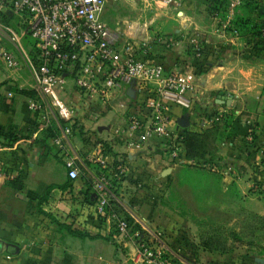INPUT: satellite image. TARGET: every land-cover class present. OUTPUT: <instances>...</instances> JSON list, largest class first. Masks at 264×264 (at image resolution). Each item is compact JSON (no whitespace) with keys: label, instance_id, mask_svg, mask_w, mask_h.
<instances>
[{"label":"built area","instance_id":"2783aa9c","mask_svg":"<svg viewBox=\"0 0 264 264\" xmlns=\"http://www.w3.org/2000/svg\"><path fill=\"white\" fill-rule=\"evenodd\" d=\"M109 1L117 0H0V63L7 70L26 69L30 89L35 91L26 101L30 123L36 130H46L52 144L64 151L63 141L80 128L79 115L100 102L102 111L116 110L120 115L121 122L112 129L117 143L136 153L151 144L173 165L194 163L181 155L182 136L175 128L178 119L171 105L187 111L198 106L206 115L209 101L199 75L178 65L166 70L157 60L156 50L181 47L180 40H148L146 36L123 39L111 30L102 20ZM159 2L177 9L198 2L213 22V35L234 43L240 37L236 17L241 8L259 0ZM259 38L264 41V29ZM200 50L195 47V55ZM128 88H132L133 96L127 94ZM223 116L220 110L213 120ZM52 118L60 134L55 133ZM64 153L67 175L76 179L79 172L74 157ZM86 158L96 168L91 182L92 203L77 222L86 227L84 222L90 216L97 225L104 218L110 219L115 238L132 243L140 264H183L162 230L136 225L113 210L117 185L130 175L126 159L111 157L107 143L102 142ZM0 176L6 180L15 177L1 169Z\"/></svg>","mask_w":264,"mask_h":264},{"label":"crops","instance_id":"0c3cea01","mask_svg":"<svg viewBox=\"0 0 264 264\" xmlns=\"http://www.w3.org/2000/svg\"><path fill=\"white\" fill-rule=\"evenodd\" d=\"M192 3L196 2H188L186 8ZM255 5L264 6V0H259ZM186 8L182 9L181 15ZM244 8L246 7L241 8L236 17V24L240 29L237 44L209 39V69L199 75L209 101L206 115L201 113L198 106L191 111L174 106L173 114L178 119L175 126L178 131L183 128L198 129L214 124L221 125L226 114L237 115L246 111L256 116L257 138L254 142H251L249 136L219 137L216 141V154L219 158L217 169L211 172L205 170L211 174H220L221 179L226 182H233L239 194L245 198L246 191L253 189L255 181L264 176V139L261 138L264 137V46L259 44L257 37L243 33L240 23L257 16L254 10L248 12ZM232 45L235 46V54L226 49ZM240 47L242 54L239 53ZM187 68L185 70L190 71ZM15 88L30 89L26 69L7 70L0 63V130L9 134L12 131L19 133V139L12 143L5 139L0 141V169L15 176L13 181L0 176V190L10 181L19 188L25 185V190L18 192L31 198L38 217L33 220V232L27 234L21 229L25 233H14V241L6 238L3 235L5 231L0 230V264H140L132 243L115 238L110 219L104 218L97 225L90 216L84 222L86 227L77 222L83 217L82 213L88 212V204L82 202L86 189L82 179L91 183L96 171L93 163L87 160V153L96 151L98 143L102 142L107 143L111 157L126 159L130 175L117 185L112 202L113 210L134 221L136 225L140 223L157 229L160 226L168 228L171 224V221L169 224L165 222L164 210L161 213V209L157 207L160 196L163 195L160 190H164L160 181L172 176L177 168L185 165L171 164L160 148L151 144L143 152L136 153L117 143L112 137V129L121 122L120 115L116 110L102 111L103 108L99 105L79 113V130L63 141L64 151H59L49 137L45 142L40 141V134L44 130H36L30 123L26 107L28 96L19 93ZM7 92L12 95L7 96ZM220 110L224 111V116L219 121L213 120L214 114ZM111 111L115 112V118L108 121ZM184 117L186 119L182 125ZM51 124L55 133L60 134V127L56 125L54 118ZM64 152L74 157L80 177H68ZM166 168L170 172L163 175ZM47 186H54L49 194L45 190ZM45 193V209L62 216L75 217L76 224L95 237L73 236L39 213L36 209L37 201ZM257 213L262 215L264 211ZM173 222L175 224L176 221ZM168 244L172 251L179 252L183 264H195L183 255L179 246L169 240ZM13 246H16V250ZM203 254L204 264H213L209 256L216 253L205 251Z\"/></svg>","mask_w":264,"mask_h":264},{"label":"rangeland","instance_id":"374dc122","mask_svg":"<svg viewBox=\"0 0 264 264\" xmlns=\"http://www.w3.org/2000/svg\"><path fill=\"white\" fill-rule=\"evenodd\" d=\"M182 9L165 6L159 0L109 1L102 20L123 39L129 36L143 38L146 35L148 40H180L181 47L156 50L157 60L167 70L174 65L185 70L190 65L187 69L192 71L195 47L209 50V39L219 38L212 33L213 22L203 6L192 3L181 15ZM244 10L251 12L249 7ZM238 42L234 40V43ZM233 48L234 45L226 49L235 54ZM239 53H243L242 49ZM98 104L102 106L100 102ZM108 116V121L115 118V112H109ZM255 182L244 198L233 182L222 180L218 173L211 174L195 167L177 168L172 176L160 181L164 190H160L163 195L157 207L161 213L164 210V220L168 224L171 221V224L168 228L160 226L163 229H159L195 264H204L203 253L211 252L209 248H204L202 239L208 237L213 227H222L228 234L235 232L241 239L229 236L226 247L230 249L214 251L216 255L209 256L213 264H264V229H253L249 216V213L264 211V176ZM18 190H25V185L19 188L11 181L0 190V230L5 231L3 235L13 241L14 233L24 232L21 229L27 234L33 232V220L38 217L31 198L24 197ZM13 248L16 250V246Z\"/></svg>","mask_w":264,"mask_h":264},{"label":"trees","instance_id":"16d2710c","mask_svg":"<svg viewBox=\"0 0 264 264\" xmlns=\"http://www.w3.org/2000/svg\"><path fill=\"white\" fill-rule=\"evenodd\" d=\"M256 3L246 4L245 7H249L251 11H255L257 16L254 19H246L242 23H240L243 29L244 34H250L254 37H257L259 44L264 46V41H262L260 37V32L264 29V6L257 7ZM254 5V6H253ZM159 61V60H158ZM161 62V61H159ZM162 63V62H161ZM209 52L207 50H200L199 55H195L192 61V71L195 75H201L209 69ZM163 64V63H162ZM165 66V65H164ZM166 68V67H165ZM167 70V69H166ZM169 70V69H168ZM19 93L24 94L28 97L35 96V91L32 89L25 88H15ZM174 106L171 105V111L173 112ZM257 126L256 116L242 111L237 115L234 114H226L222 120V124H214L209 127H203L198 129H189L183 128L180 131V135L182 136L183 143V152L182 156L189 160H194L195 162L192 164H186V167H195L196 169L205 171L211 170L202 167L200 164H209L211 167H217L219 158L216 154V141L221 136H239L242 138H246L247 136H251V142L257 138L255 133V128ZM13 133H6L0 130V141L1 139L9 140L11 143L19 139V133L12 131ZM47 134V136H46ZM41 142H45L48 136V132L46 130L41 132ZM250 143V142H249ZM251 144V143H250ZM264 163V162H263ZM83 184L86 185L85 192L83 193V203L90 204L92 203L91 199V183L87 180L82 179ZM70 187L72 186L69 184ZM66 187V186H65ZM54 186H47L46 193L49 194L50 190H52ZM45 196L37 201L36 209L39 213L45 215L49 218L59 229L65 230L69 234L80 237V238H93L95 236L91 235L89 232L85 231L83 228L76 224L75 217H69L68 215L62 216L57 214L55 211L50 212L49 210L44 208V204H46L47 196ZM252 220L249 224L250 226L254 225L253 229L259 228L264 229V215L257 213H249ZM129 219V218H127ZM231 236L236 240H241L237 233L231 232V234L226 233V231L222 227H213L208 234V237L202 239V243L204 248H209V251H220L229 250L230 248L226 247V240Z\"/></svg>","mask_w":264,"mask_h":264},{"label":"water","instance_id":"95a60500","mask_svg":"<svg viewBox=\"0 0 264 264\" xmlns=\"http://www.w3.org/2000/svg\"><path fill=\"white\" fill-rule=\"evenodd\" d=\"M127 94L129 95V96H133V90H132V88H128L127 89ZM185 117L183 118V122L181 123L182 125L185 123L184 121H185ZM170 172V169L169 168H166L165 170H164V172H163V175H166V174H168ZM260 262L262 263V260H260Z\"/></svg>","mask_w":264,"mask_h":264}]
</instances>
